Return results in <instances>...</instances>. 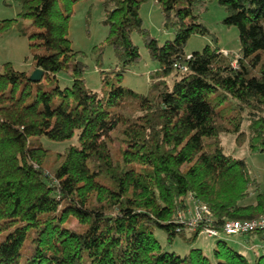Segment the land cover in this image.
<instances>
[{
  "label": "trees",
  "instance_id": "1",
  "mask_svg": "<svg viewBox=\"0 0 264 264\" xmlns=\"http://www.w3.org/2000/svg\"><path fill=\"white\" fill-rule=\"evenodd\" d=\"M80 1L19 0L20 19H0V36L17 25L33 60L30 71L0 63V264H264V253L251 260L223 240L211 254L194 246L206 224L224 235L228 219L264 215L260 182L221 140L232 134L264 152V0H157L174 32L164 41L144 26L149 0H102L108 33L92 50L100 91L69 36ZM201 2H216L223 23L237 27L235 63L216 44L186 53L194 34L209 32ZM135 32L157 63L146 93L123 84L142 59ZM107 47L116 61L103 68ZM36 68L40 81L29 78ZM60 74L71 84L61 86ZM43 137L71 142L53 151ZM189 194L212 218L195 230L178 218ZM157 229L191 249H164ZM253 234L264 230L245 235Z\"/></svg>",
  "mask_w": 264,
  "mask_h": 264
},
{
  "label": "rangeland",
  "instance_id": "2",
  "mask_svg": "<svg viewBox=\"0 0 264 264\" xmlns=\"http://www.w3.org/2000/svg\"><path fill=\"white\" fill-rule=\"evenodd\" d=\"M20 11L21 4L19 0H0V19L19 18ZM141 14L144 19V26L154 36L158 37L160 41L174 38L172 29L167 30L163 28V15L157 0H149L145 3L142 6ZM196 14L199 15V21L209 29V32L206 35L194 34L188 41L185 49L186 53L191 54L194 51L201 50L208 44H216L221 49H225L235 63L236 60L234 58L240 52L239 32L237 27L227 26L223 23V19L226 16L224 9L216 2H201L196 5ZM104 18L105 9L102 5V0H82L75 6L69 31L72 46L88 54L86 59V62L89 64V69L86 72L88 86L98 91L101 89V81L98 72L99 68L96 66L95 61L96 55L92 50L95 45L101 44L107 36L108 26L103 22ZM22 22L30 25L31 19H22ZM133 38L140 47L142 59L126 73L123 84L127 88L134 89L137 92L146 93L150 86L149 73L156 69L157 63L151 60L143 44L141 35L135 32ZM8 61L12 62L15 68L21 71H30L33 66L29 41L20 34L17 25L8 28L0 36V63ZM115 61L116 57L113 49L107 47L103 68H109ZM64 76L65 74L59 75L60 85H70V79L67 78L65 80ZM245 126H247V121L244 122ZM221 140L225 151L229 155L235 158H246L250 174L260 182L261 188L264 191V152L250 151L247 144L242 146L238 145L236 143V137L232 134H221ZM70 142H55L43 137L40 143L53 151H62ZM255 200L256 194H253L244 203H254ZM185 202L187 209L180 211L179 214L190 219L195 217V213L200 205L207 207L191 194L185 198ZM208 210L210 213L209 208ZM185 234L189 235L190 233L186 232ZM155 236L166 250L175 251L178 254L184 255L191 249V246L185 242L181 234L177 235L171 244L167 239L165 231L157 229ZM218 240L226 241L229 246L244 253L251 260H254L257 256L264 253V234H253L249 237L247 235L226 234L209 237L204 232H200L194 246L202 248L207 254H211Z\"/></svg>",
  "mask_w": 264,
  "mask_h": 264
},
{
  "label": "built area",
  "instance_id": "3",
  "mask_svg": "<svg viewBox=\"0 0 264 264\" xmlns=\"http://www.w3.org/2000/svg\"><path fill=\"white\" fill-rule=\"evenodd\" d=\"M221 51L225 55L228 54L225 49H222ZM189 57L190 55H188V58ZM175 67L179 68L183 72L187 71L188 69L186 65L181 63H176ZM178 218L184 222H187L191 226L192 230L197 229L203 221H211L212 219L208 208L201 205L198 207L193 219L182 216L181 214H178ZM262 230H264V215L254 218L228 219L223 224V233L226 235H245L251 232ZM201 232H204L209 237H216L220 235L216 228L208 226L207 224L202 228Z\"/></svg>",
  "mask_w": 264,
  "mask_h": 264
},
{
  "label": "water",
  "instance_id": "4",
  "mask_svg": "<svg viewBox=\"0 0 264 264\" xmlns=\"http://www.w3.org/2000/svg\"><path fill=\"white\" fill-rule=\"evenodd\" d=\"M43 75V70L40 68H36L32 71L29 78L32 81H40L43 78Z\"/></svg>",
  "mask_w": 264,
  "mask_h": 264
}]
</instances>
